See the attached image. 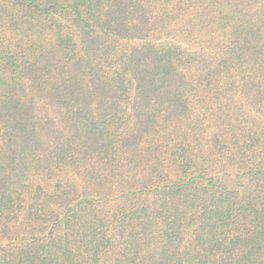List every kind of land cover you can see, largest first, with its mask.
Segmentation results:
<instances>
[{
	"label": "trees",
	"instance_id": "trees-1",
	"mask_svg": "<svg viewBox=\"0 0 264 264\" xmlns=\"http://www.w3.org/2000/svg\"><path fill=\"white\" fill-rule=\"evenodd\" d=\"M0 264H264V0H0Z\"/></svg>",
	"mask_w": 264,
	"mask_h": 264
}]
</instances>
